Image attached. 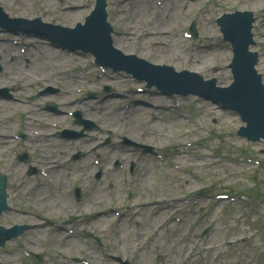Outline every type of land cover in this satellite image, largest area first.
Wrapping results in <instances>:
<instances>
[{"label": "rangeland", "instance_id": "1", "mask_svg": "<svg viewBox=\"0 0 264 264\" xmlns=\"http://www.w3.org/2000/svg\"><path fill=\"white\" fill-rule=\"evenodd\" d=\"M167 1L170 2V0H135L134 6L140 10L147 7L153 9L158 7V2L164 4ZM262 1L261 5H264V0ZM94 2L95 0H72L71 2L69 0H18L19 10L10 7V5H15V0L10 3L8 0H0V5L10 17L19 16L28 19L40 17L44 22L73 27L78 22L84 23L85 17L94 8ZM106 2L107 18L113 26V41L117 43L115 35L117 28L128 32L130 41H127L125 37L121 42L123 48L118 45L123 53L135 54L150 62H153L151 56L155 55L166 64H176L178 68H173L177 71L180 69L194 71L193 68L186 67L184 63H187V55L196 56L198 60L204 62L201 67V70L204 71L202 72L204 78H214L216 85L220 87L227 86L231 82L230 70L226 67L231 58V52L228 43L222 41L219 27L215 22L216 17L222 12H218V10L224 6H228L224 10L225 12L234 9H252L257 16L254 27L256 43L252 50L256 52L258 50L257 68L259 72H263L264 12H261V5L257 6L254 2L248 3V0H195L192 7L186 12L178 11L176 15L177 24L173 26L176 31L171 28L173 23L165 27L164 42L169 46L164 48V46L155 44L154 36H150L148 39L147 36H143V33L149 30L146 24L132 25L128 17L130 0L125 3L122 0H106ZM70 14L75 15L71 23H66L61 19L62 16ZM149 15L150 10L142 13V16L146 18H149ZM115 17L119 21L114 20ZM192 20L197 22L196 27L198 25L196 39L193 37H189V39L182 35L184 31L189 32L187 27ZM168 21L167 16L166 22ZM178 22H182V24ZM11 36L17 38L14 41H9ZM214 42L222 45L223 48L215 47L204 57L203 54L206 51L204 46ZM49 45L36 42L34 38L26 35L7 34L0 31V48L9 49L13 46L20 51L24 49L28 53L44 54V47H48L45 54L51 57H33L32 66L28 71L40 69L42 66L45 68L43 71L31 75L43 74L45 82L50 83L39 84L38 80H33L34 87H39V85L59 87L60 93L50 100L55 101L58 105L62 104L61 107L59 105V108L64 114L59 115V119L56 120L61 124L59 130L70 127L69 121L72 118L65 115L68 110L73 112L75 107L84 108L87 106L88 108H96L97 113L100 112V107L104 103L101 100L103 84L100 80L107 76L120 78L122 84L119 90H123V92L133 88L136 91L146 88L145 85L136 83L135 78L124 74V72L112 74L110 68L94 65L90 53L84 54L81 50L75 52L61 50L50 42ZM62 51L71 52L75 59H67L61 63V59L64 57ZM202 56L203 59H200ZM8 57L7 55L6 58ZM178 57H180V63L175 61ZM46 58L49 61H46ZM70 69H73V73L69 71ZM104 72H106V76H103ZM1 76L2 74H0V83H6L1 79ZM15 83L17 84L16 81ZM112 84L115 85V81ZM29 85L23 92L30 91ZM88 89L98 90L97 98L89 101L82 100L83 92ZM148 91L146 93L141 92L142 94L138 93V96L148 99L150 105H154L153 108L139 106L146 112L142 120L153 121V116L150 117L152 114L162 118L161 121L165 122H161L162 132L155 129L152 135H147L148 141L156 146L154 150L164 159L163 163L167 166L166 171L165 166L155 165V170H157V172L153 171L156 174L155 178L154 174L149 175L150 171L148 170L152 171V169L147 168L146 170L149 163L146 164L144 161V159L151 157V154L147 156L141 155L137 151L127 152V149L134 148L122 143V137L116 135L123 132L122 128L126 125L125 119H131L129 109L135 107L133 104L128 105L113 101L116 97L107 98V100L112 101V104L110 102L107 104H111V106L109 105L111 113H122V121L116 123L115 128L103 126L109 129V134L104 129L97 131L93 127L90 130L89 133L93 136L100 135L101 138L100 141L94 140L91 143L97 147L94 146L88 155L90 165H87L83 160V152L80 149L83 148L84 143L81 141L74 142L75 150L71 154L67 153L66 156H60L55 163H49V167L64 169L65 173L68 174L65 181L67 182L66 187H69L77 179L75 172L81 171V174L86 176L84 181L78 182L79 188L82 190L79 202H76L71 196H64L69 192L62 182H46L47 190H43L40 184L43 182L40 173L30 177L26 175V170L30 166L39 169L36 167V163L30 161L32 150L25 149L29 152V156L24 163H19L15 159L14 151L21 150V144L28 140V136H26L25 141H19L15 138L8 140L7 161L9 164L14 161L15 164L24 167V169H20L19 175L29 179V184L20 191L14 185V178H11V175L8 176V180H10L8 198L10 209L2 214L0 224L8 227L14 223H25L29 224L31 228L15 240L7 242L4 249L0 247L2 264H35V259L28 256L29 252L43 254L44 258L41 261L43 264H86V262L90 264H118L114 260L116 257L130 260L133 264H264V152L262 151L264 144L262 142L251 143L239 138L235 134V131L241 126L238 116L230 112H223L211 102L204 101L197 96L174 95L169 99L176 106L180 103L182 107L165 111L159 107L163 104L160 98L164 97L157 94L160 91L156 87L150 88ZM32 92L34 91L32 90ZM64 93L68 94L65 99H76L78 103L81 102L82 106L80 104L75 107L67 106L64 101L59 100V97ZM14 95L18 98L22 97L18 91L14 92ZM125 98L127 96L122 95L116 99ZM43 102L41 100L39 104ZM13 104L15 102L6 103V105ZM6 107L3 106V108ZM182 114L185 117L188 116L190 121L184 118L175 120V122L180 121L179 137L177 138H183V151L185 153V174L180 177L177 176L175 165H172L177 164L174 158L179 151L178 140L172 137L175 128L170 127L173 124L166 120V116L172 115L170 119L167 118L172 121L174 120L173 116ZM91 116L100 125L96 119L99 118V115L95 116L94 113ZM68 119L70 120L68 121ZM139 124L141 122L136 121V118L132 119L133 126L130 125V127L135 130L136 137L141 133L138 128ZM9 125L16 126L18 122L10 120ZM75 127L74 125L72 128ZM77 129L78 132L82 131L81 128ZM14 132H10V135L13 136ZM18 135H21V131ZM85 135L84 131L82 136L75 139L84 138ZM106 140L109 142L106 143ZM58 141L64 142L62 139ZM104 146H109L108 152ZM113 146L121 149L112 152ZM77 152H80L78 159L71 160V157ZM92 154L100 160L94 165L92 164ZM36 155L38 156V153ZM131 160H136L137 164L133 172H130L129 167ZM254 160L258 161L254 162ZM45 161L48 162L47 159ZM116 162H118L117 166L115 165ZM90 168L92 169L89 170ZM99 171H101V175L97 180L95 174ZM152 178H154L153 181ZM132 182H134L133 190L131 189ZM78 183H73L71 187L74 188ZM205 187H208V193L198 198L197 190ZM40 190L44 193L51 192L52 196H59L60 199L56 201L52 211V214L57 216L56 221L65 220L68 217L67 212H63L61 208L62 203L68 205L74 214L71 217L72 223L62 221L66 229L74 230V232H70V235L64 239L62 237L59 244L55 241L50 242L49 248L45 246L48 242L45 239H51V236L56 235L60 230L59 227L52 224L51 219L33 213L30 206L33 202L32 195H37ZM221 191H226L228 195L245 194L247 198L241 200L242 198L236 195V201L222 202L229 200V198L215 199L213 196L217 192L221 193ZM129 193H135L144 198H138L140 207H137L138 205L128 206L127 194ZM156 197L182 200L151 203ZM98 200L109 202L117 200L120 205L118 209L120 212L119 220L104 218L102 223H98L96 219L100 215L94 216L93 221H90L91 217L88 216H77V214H83V211L91 209H94L95 214L101 213L104 206L96 208L95 204L100 202ZM143 204L146 206H142ZM59 212L62 214H58ZM135 224L137 225L135 226ZM207 226H209V231L201 236V231ZM86 230L93 232V235L100 238L101 244L98 245L94 240L85 237ZM67 241H72V245L65 254H62L58 247H61L60 243L65 245ZM76 249H80L86 254ZM47 251L50 253L49 256L45 257ZM70 257H73L74 260L70 261Z\"/></svg>", "mask_w": 264, "mask_h": 264}, {"label": "bare ground", "instance_id": "2", "mask_svg": "<svg viewBox=\"0 0 264 264\" xmlns=\"http://www.w3.org/2000/svg\"><path fill=\"white\" fill-rule=\"evenodd\" d=\"M3 1H6V0H3ZM9 3L12 1V0H8ZM72 0H69V2H71ZM195 0H187V9L189 10L191 7H192V4H194ZM134 3H135V0H132L128 5L131 9L128 17L130 19V22L132 23V25H136V23H141V24H146L148 26V31L144 32L143 33V36H147V39L148 37L150 36H154V39L156 40V45L157 46H164V48H166L167 46H169L166 42H164V38H165V27L169 26L170 23H174L175 20H176V15L178 14V11L181 7V4H176V5H169V6H165V7H162L164 9L168 8L170 13L168 14V18H169V21L166 22V18L165 15L161 12H158L156 11L154 17L152 19L150 18H146V17H143L142 16V12L138 9H136V7L134 6ZM73 5H75V3H72ZM19 3H18V0H15V5H10V7H14L16 10H19ZM120 10V9H119ZM74 14H70V15H64L61 17V19L66 22V23H71V21L74 20ZM114 20L116 21H119L117 17L113 18ZM115 35H116V38H117V43H115L116 46L118 45H121V47L123 48V45L121 44L122 40L126 37V40L127 41H130V38H129V35H128V32L125 31V30H121L119 28H117V30L115 31ZM17 37L16 36H11L8 40L9 41H14V39H16ZM14 43V42H13ZM215 47H222V45L214 42V43H211L209 44L207 47H206V51L204 52L203 56L205 57V55H208L209 54V51ZM46 48H44V54H40V53H37L35 52L36 55L38 56H48L46 55L45 51H46ZM39 51V50H37ZM20 50L17 48V47H13L12 48H9L7 49L6 47H3V48H0V55L3 56L2 59L4 61H6L5 57L8 55L9 57L11 56V65L9 66V69L3 73V75H5L6 77L10 75V70L12 68H15L16 66V63H17V60L20 58ZM203 56L200 57V59H203ZM50 57V56H48ZM67 59H72V57L70 55H64L63 59H61V63H63L65 60ZM151 59L153 60V63L154 64H166L161 58L159 57H156L155 55L151 56ZM175 61H177V63H180V57H178V59H175ZM187 63H184L186 67H190V68H193L194 71H197V74H201L202 75V71L201 70V67L202 65L204 64L203 61H200L198 60V58H196V56H193V55H187ZM169 65H172L174 67H177L178 66L174 63H168ZM2 72V70H1ZM24 73H18L16 69H14V74L8 78H14V77H21V79L23 80H27V79H24L25 77L23 76ZM114 78V80H116L118 83H121L122 81H120L121 79H116L115 77H110V79ZM5 81H9V79H6ZM102 83H109V81L107 80H103ZM118 83H115L114 86H118ZM17 111H20L21 113H23L25 115V118H24V121H23V124H22V127L23 129L27 130L29 132V135H30V138L32 140H35L36 141V144H35V148L37 150H39L40 152H42V150H46L52 146H54V141H55V138H56V135H55V131L58 127V124L55 122V115L54 114H50V115H47L46 113H43L39 110H36L32 107V105H27V106H22V107H18L17 108ZM134 112V117L137 118V117H140L141 114H142V110L140 108H135L133 110ZM3 111L0 107V116L3 115ZM37 116L38 119L40 120L41 122V127L35 129V130H31L30 126L31 124L34 122V119H31L30 117L31 116ZM98 120L100 121L101 123V126H110L112 128H114V122L115 120H117V117L115 115L111 116L110 118H103V117H100L98 118ZM82 121L84 123L87 122V114H86V111H82ZM6 124L3 120H0V136L2 137H6L7 136V128H6ZM142 126L144 127V129L146 130V133L147 135H151L153 133V128L150 124L148 123H143ZM128 134L130 136H134V133L132 131H128ZM68 140H66L67 142ZM3 141L1 140V143ZM178 145L180 147L183 146V138H180L178 140ZM115 149H117L115 147ZM3 150V147L0 146V152ZM53 153L51 155L48 156V161H51V162H54L53 160H56L58 159V155H63V152H66V151H70V148H68V145H65V146H59L58 148L57 147H54L53 148ZM176 160L180 163V177H183V162H184V157H183V153L180 152L177 154L176 156ZM1 162H3V165L7 166L5 161L2 159ZM48 165L45 164V166H43V170H46V166ZM11 167H14V170H10V173L11 174H15V170L17 169V166H14L13 164L10 166ZM58 173L59 171H51L49 172V174L46 176H43V178H47L49 179L50 181H55L57 179V176H58ZM77 178L78 180H82V179H86V176L82 175L80 172L79 174L77 175ZM34 199V203L37 204V201H41V205H38L40 207H42V212H40L36 205L35 204H32L31 207L33 208V210H35L36 212H40L42 214V216H50L51 213L49 212H52V210L49 209V204L51 203V198H47L46 200H44L45 196L43 194H38V195H33ZM138 196L137 195H132L130 197V201L132 203V205H138ZM54 204H55V201H54ZM117 211H118V208L115 207V208H111L109 212L106 213V217L105 218H114L115 215L117 214ZM69 214H72V212L69 210ZM68 222H70V219H67ZM90 220H93L90 219ZM54 221V220H53ZM104 221V218L101 219L100 221H98V223H102ZM69 232V230H67ZM67 236V235H65ZM58 238H60V235L58 236ZM66 245L68 247H70V242H67ZM65 251V250H64Z\"/></svg>", "mask_w": 264, "mask_h": 264}, {"label": "water", "instance_id": "3", "mask_svg": "<svg viewBox=\"0 0 264 264\" xmlns=\"http://www.w3.org/2000/svg\"><path fill=\"white\" fill-rule=\"evenodd\" d=\"M226 18L227 16L221 18V20L225 22ZM3 20L4 16L0 12L1 24L3 23ZM103 20L104 15H102V13L97 10L90 16L88 24L85 28L78 27L74 30H66L54 26L46 27L52 31L73 33L74 37H72V39H74V41L82 44L83 48L85 49L91 47V49H94L97 52L101 60L107 62L105 60V58L107 57L108 63H111L109 60L110 55L119 54H117L116 52H112L110 49L109 40L106 39L108 29L104 27ZM13 21L18 23H27L22 19H15ZM34 23L38 24V20H36ZM240 30L241 28L237 29L238 33L240 32ZM62 33H60L61 36L65 38H71V36ZM50 36H52L51 33H49L46 37L49 38ZM246 46V42H242L235 47L236 59L232 65L235 74V83L230 88L221 91V93H224L223 99L219 98V94L215 95V99L222 100L221 103L224 106L233 108L241 114L242 118L248 122L249 128L247 131L249 134H252L251 137L253 139H257L259 137L264 138V95L262 89L259 87L258 77H256L254 72L252 71V64L254 63V59H247L246 57ZM114 58L116 57L114 56ZM127 61L129 63H132V66L129 69L130 72L140 78H147L150 81L156 82L165 92H169L172 89L182 91L183 87V90L189 89L185 86L193 82L192 78H194V81H196L197 83V89L191 88L192 90L189 93L197 92L204 95V93L199 90L202 87H205L213 92L215 91V89H213L208 83L199 81L194 74L185 72H183L182 74H173L172 71L167 67L151 66L135 58L128 59ZM164 81L173 84H168ZM5 208L6 205L4 200L0 198V212ZM0 235H3L8 239L11 238V235L7 234L2 229H0Z\"/></svg>", "mask_w": 264, "mask_h": 264}]
</instances>
